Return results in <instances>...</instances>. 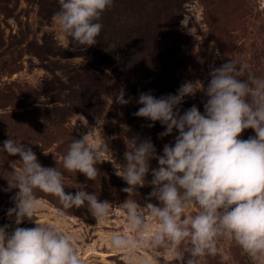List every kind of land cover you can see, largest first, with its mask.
<instances>
[{"label": "rangeland", "instance_id": "obj_1", "mask_svg": "<svg viewBox=\"0 0 264 264\" xmlns=\"http://www.w3.org/2000/svg\"><path fill=\"white\" fill-rule=\"evenodd\" d=\"M58 10V0H0V147L9 138L23 141L42 166L64 173L66 193L83 185L114 207L105 221H97L87 207L67 210L60 220L58 198L37 190L41 211L19 227L33 228L36 219L60 227L73 237L84 264H178L170 249L148 243L156 227L151 218L142 246L116 250L110 242L114 233L135 238L118 207L128 198L123 191L128 185L116 174V164L126 163L127 141L151 139L161 155L178 135L174 130L160 137L165 131L160 122L148 127L151 121L134 115L142 106L136 100L148 91L156 97L175 94L186 82L206 88L210 72L231 59L264 76V0H115L102 14L97 44L89 47L59 29ZM121 89L131 103L116 102ZM206 100L203 91L185 97L181 113L193 105L203 113ZM85 135L96 149L106 142L113 154L102 153L105 161L97 165L95 181L63 168L72 140ZM254 136L247 129L240 138ZM19 159L0 151V226H16L7 212L18 189L9 190L7 179L11 165L21 166ZM150 166L157 168L158 161ZM151 191L150 184L138 187L133 198L142 206L158 204L148 200ZM221 247L233 258L228 264H259L232 240H223ZM182 249L187 252V243ZM202 264L222 262L217 256Z\"/></svg>", "mask_w": 264, "mask_h": 264}, {"label": "clouds", "instance_id": "obj_2", "mask_svg": "<svg viewBox=\"0 0 264 264\" xmlns=\"http://www.w3.org/2000/svg\"><path fill=\"white\" fill-rule=\"evenodd\" d=\"M58 3L54 20L59 29L89 47L97 44L102 14L115 0ZM196 84L186 82L175 94L160 97L151 91L139 94L136 103L142 106L134 115L151 121L148 127L160 122L165 127L160 137L174 130L178 135L174 143L164 145L161 155L151 139L127 141L126 163L116 164V174L128 185L123 189L128 198L118 207L135 238L114 233L110 242L116 250L142 246L151 218L156 227L148 243L153 248L170 249L178 264H202L217 256L222 264H228L233 258L221 247L223 240H232L254 261L264 264V76L231 59L210 72L206 88ZM198 91L207 97L203 113L195 105L181 113L185 97ZM132 99H125L123 89L115 96L120 105ZM247 129L254 130L255 136L240 138ZM87 135L72 140L63 168L95 181L100 175L97 165L105 161L102 153L113 154L106 142L99 149L91 146ZM22 142L9 138L0 147L9 156L18 155L21 164L19 168L11 165L14 171L7 179L9 190L18 189L12 198L15 206L7 212L16 226H0V264H84L73 237L60 227L39 224L37 219L33 228L19 225L37 218L41 211L37 190L58 198L60 220L67 218V210L87 207L97 221H105L113 203L101 201L83 185L74 194L66 193L64 173L57 167L42 166L32 148ZM153 159L158 161L157 168L150 166ZM149 174L150 181L146 179ZM146 184L152 186L148 200L154 198L158 204L142 206L133 198L138 187ZM185 243L187 252L182 249Z\"/></svg>", "mask_w": 264, "mask_h": 264}, {"label": "trees", "instance_id": "obj_3", "mask_svg": "<svg viewBox=\"0 0 264 264\" xmlns=\"http://www.w3.org/2000/svg\"><path fill=\"white\" fill-rule=\"evenodd\" d=\"M172 19H173V15H172V17H171ZM145 43V42H144Z\"/></svg>", "mask_w": 264, "mask_h": 264}]
</instances>
